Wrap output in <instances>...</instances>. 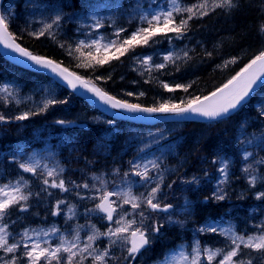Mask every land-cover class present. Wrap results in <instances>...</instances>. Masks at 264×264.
<instances>
[{"label":"snow or ice","instance_id":"6c2138e0","mask_svg":"<svg viewBox=\"0 0 264 264\" xmlns=\"http://www.w3.org/2000/svg\"><path fill=\"white\" fill-rule=\"evenodd\" d=\"M117 9L119 4L114 5ZM238 7V0H196L195 3L187 5L184 0H168V7H161L158 11L149 13H141L138 15L140 25L128 36H123L122 33H126L127 29L120 27L114 31L116 39H106L102 35H99L98 30L105 26L104 18L98 15H90L89 18L93 21L92 24L87 27L97 30V36L91 37L89 40H81L75 45V52L79 53L78 60L80 63L78 67L95 68L96 66H103L111 59H119L120 56L126 54L134 45H148L149 41L157 32H175L176 39H181L185 36L189 30V21L193 19H201L210 13H215L217 9L222 10L226 14ZM87 11V6L86 9ZM177 17L179 19L177 20ZM13 15L8 14L6 11L0 14V45L4 49L10 50L16 53L19 57L30 61L33 66H37L42 70H47L53 77L59 78L73 93L79 89H84L87 93H91L102 104L108 105L112 109L123 110L130 114H164L173 115L177 117H185L187 114L193 116L203 117L211 121H217L229 116L232 112L237 110L255 91V88L264 86V50L260 51L254 58H252L243 68L240 69L227 83L222 87L217 88L211 92L210 95L204 96L202 99L200 96H196L189 99L186 103L181 101L180 104L169 103L164 101L159 103L157 107H142L138 103H128L122 99H118L113 95L108 94L102 90L96 84L91 83L89 80L82 78L80 75L69 71L67 67H62L61 64L54 62L52 59L45 58L40 55H34L32 52L21 47L16 41V35L10 30L11 21ZM63 20V14L60 10H54L53 15L49 20L41 21L42 27L37 32H30L29 35H33L36 38L49 35L50 38H55L52 32L53 28L59 29ZM147 25V27L143 25ZM261 34H264V24L260 26ZM63 47V45H61ZM95 49L97 55L93 54L92 49ZM115 49V53L109 55L112 49ZM84 49H88L84 52ZM103 52V55H99ZM68 54H73L72 46L68 48ZM185 52V57H187ZM209 55H211L209 53ZM171 55L164 57L165 62L170 60ZM151 57H146L142 64L146 71H151L150 61ZM94 62V63H93ZM227 63H235V58ZM226 66V65H225ZM157 69H162L165 64L155 65ZM97 79H105L104 77H97ZM111 79V76L107 77ZM146 83L148 81H145ZM59 86V84H57ZM164 89L172 91L167 83L163 84ZM177 88H183L185 92L191 87V84L176 85ZM0 93H4L5 104H7L8 97L19 101V99L12 93L10 88L5 85L0 87ZM125 95L131 96L133 93L128 92ZM139 95L143 96L144 93ZM57 103H67L66 100H57L54 96L49 99L43 100V105L39 109V112H24L16 115L14 119L16 121H24L29 118L30 115H38L47 111V109ZM259 115L264 118V106L259 110ZM0 122H7L5 116L0 115ZM58 124H65V121L58 120ZM109 125L112 121H107ZM243 127V126H242ZM244 133H241L243 136ZM242 144L255 145L264 148V132L259 136L253 134L250 139L241 140ZM252 156V153L246 149L243 152V159L248 160ZM216 161H213L215 163ZM19 168L24 173H32L37 175L38 173L43 176V185L45 187L41 191H48V189H59L63 193L69 192L71 189L68 187V183L62 178V174L65 171L63 167L57 162L54 166L49 167L47 163H42L41 159L29 156L28 160L18 162ZM135 171L133 175L140 177L143 181V187L145 192L135 194L132 190L133 182L125 181L128 184L127 188H120L119 185L116 189L109 190L107 188V181L104 179L103 174L100 176L94 175L91 179L93 183H84L82 185L76 184L72 181L71 184L74 188H84L94 190L98 195H92L87 198L98 201L94 208H90L85 213L87 217L89 214L102 213L103 215L99 219H106L109 225L106 226V230L101 232L95 224L77 225L70 233H61L56 227L49 229H27L25 228L20 234V239H15L12 233L9 231V224L6 222L11 216V210L16 209L19 212H26L29 207V199L32 196L31 191L25 192V188H28L29 181L24 179L23 176L19 177L15 182L9 181L8 183L0 185V251L4 253V256H0V264H22L21 256L26 258L27 264H85V261H90V264H119L120 260L132 264L138 255L142 254V250H147V246H150L153 242L151 233H159L160 225L153 224L151 226L146 224V221L150 219V215L145 209H151L155 212H169V209L173 208L172 204L161 205L158 198L160 193V184L163 182V175H160L159 180L156 181L155 186L150 187L153 178L150 176V169L147 165L141 167L140 164L130 161ZM151 169L158 170L159 164L156 161H150ZM258 164H264V158L257 161ZM220 173L224 177L221 183L227 180L228 176V163L221 161ZM118 171V170H117ZM242 171L248 174L247 183L251 187H255L258 182L264 183V176L256 174L252 165H246ZM129 173L125 172L124 176L127 178ZM59 177V179H57ZM187 183H198V180L193 177L191 181ZM150 187V190H147ZM172 187L171 184L168 185ZM119 189V190H117ZM51 196L52 193L48 192ZM80 199H85V196L79 192L76 193ZM115 197L116 199H112ZM213 199L220 201L225 199L223 190L217 188V191L213 193ZM255 198L257 200L264 199V191H258ZM207 200V198H206ZM65 200L60 199L57 201L52 211V215L56 216L60 212V205L65 204ZM188 201L185 202V207L182 211L188 210ZM124 205L130 206L132 209L129 212ZM74 205L67 206V213H65L66 221L71 220L76 215L74 211ZM139 217L137 221L136 217ZM13 223H15L13 221ZM169 223L183 224L182 221H173L169 217ZM257 231L254 233H240L229 222L226 227H222L219 224H206L205 226L197 229L200 233L212 232L224 238V247H209L201 246V242L198 239H194L191 244V252L186 253L184 245L178 246L180 249L178 253L172 252L164 254L163 260H158L157 264H253L255 258L249 255V259H243L245 253L243 249H251L252 251L261 253L260 259L264 260V220H261L258 224L253 226ZM88 229L86 232V239L81 238V232ZM29 231L33 235H29ZM71 236V239L68 238ZM53 237H57L59 243L55 247L51 246ZM101 237L107 239V244L100 248L96 241ZM31 241V243H29ZM114 247H120L127 255L123 257H115L113 252ZM23 249L22 253L20 252ZM20 253V255H18ZM11 254V255H9ZM5 257H8L5 259Z\"/></svg>","mask_w":264,"mask_h":264},{"label":"rangeland","instance_id":"374dc122","mask_svg":"<svg viewBox=\"0 0 264 264\" xmlns=\"http://www.w3.org/2000/svg\"><path fill=\"white\" fill-rule=\"evenodd\" d=\"M139 3H140L139 4L140 8H139L138 14L158 11L161 7H164V8L168 7V0H140ZM80 6H81L80 10H78L77 12L72 14L70 17H68L67 20H64V18L62 20V24L63 23L71 24L75 30L74 32L79 33L80 37L79 38L77 37L78 39L76 38L77 43L81 40H89V42H91V37L97 36V30L87 27V25L93 23V21L89 18V16L93 14L104 18L105 26L99 29L98 32H99V35H102L106 39H116V37L114 36V31L116 28L123 27L129 30L131 28H137V25L138 26L140 25L139 18L135 17L134 11L127 12L126 10H123V11L118 10L116 14L113 15V12H110L107 6L99 5L96 8H92V4L90 3V1L81 2ZM86 6H87V11L85 10ZM12 9L16 11V8H14V6H11L9 4V1H7L3 7V12L6 11L8 12V14L9 13L13 14ZM20 10L24 13L25 18H26V25L31 32L39 31L40 28L42 27L41 21L49 20L51 15H53L54 10H60L63 14V17L65 15L60 5L56 3L55 1H51L50 3H48V2H40L39 0H24L23 8L21 9L19 8V11ZM60 29L61 27L59 29L55 27L53 28L52 32L54 33V36H58L59 33H61ZM71 39L72 41H75V37ZM184 40L186 41L182 42V44H179L178 41H175L174 39L171 38L168 40V44L163 49H156L155 51H152V52L142 53L137 56H134L133 59L132 58L129 59L130 61L128 62V65L126 67L127 72L129 73L130 71H132V73L137 75L139 79H146V78L150 79L151 74L157 69L155 65L163 63L166 66L173 59L179 56L181 57L185 55V52H187L188 54L189 52L192 51L190 50V47H188L189 43H191V38L189 39L185 38ZM76 41L74 42L73 45L76 44ZM197 45H200V44H197ZM141 48H144V47H139V49ZM83 51L86 52L87 50H83ZM92 51L94 55H97L94 48L92 49ZM77 54L79 55V53ZM167 55H171L172 58L168 60L167 62H165L164 57ZM146 57L152 58L150 61V67H151L150 72L146 71L145 67L142 64V61ZM239 70L240 69H238V71ZM102 77L107 79L108 76L106 74V75H103ZM123 80H125L127 84L130 86L134 84L130 82L127 78H123ZM7 86L10 88L12 93L19 99V101H21L18 103L17 100L13 99V97H8V101H11L9 103H12L16 111L17 109H19L15 113L22 114L24 112H27L28 111L27 108L22 107V105H28L30 107L32 103L33 95L28 93L27 90H25L23 87L15 88L12 85H7ZM38 92L40 94V100L33 109H38L39 107L41 108L43 105L44 99H49V98H52L53 96L55 98H58L60 95L64 94V90L60 88V86H57L55 82L53 81L43 83V85L39 87ZM0 96H5V94L0 93ZM9 103L7 105H9ZM251 105L252 107L253 106L257 107V109L259 110L262 106H264V88L255 95L254 101L251 103ZM5 109L6 111L8 110L7 106ZM83 113H88V111L87 110L79 111L78 112L79 116H75L71 119L68 118L65 120L66 122L65 124H59V125H62L64 127H72L75 125L79 126V125L85 124L83 122H79L82 119L81 121L90 120L91 124H98L104 127L108 126L107 121L109 120L106 119L105 117H102L100 114H96L95 116L91 118H84L83 120L81 116ZM59 118L60 117H58V120H62ZM258 120L255 119V121H258ZM12 121H14V119H12ZM249 122L251 123V118ZM0 123L4 125V122H0ZM176 127L177 126H173L170 124H164L157 131L148 129L145 131H135L134 133V137H142L140 140L144 142V146L142 147L143 148L142 154L149 153V154H146V156L142 155L143 163L141 164V167H143L144 165H147L150 169L151 168V164L149 163L150 161H156L159 164L158 170L152 171L150 169L149 174L153 178L152 182L158 181L160 177L159 174H156L155 171L162 172L161 175H163V180L168 179L169 177H173L174 175L175 171H173L172 168L170 167L168 168L163 163V161L167 158H173L174 160L179 161V156L181 155V153L175 152L174 148L170 150L165 149V145L163 144V141L166 140V136H168L169 133L173 132L176 129ZM262 132H264L263 125H261L260 129L257 130L254 134L259 136ZM21 137L23 136L21 135L20 138ZM57 137L60 138L61 136L57 134ZM251 137L252 135H250L248 139H250ZM148 138H150V140H148ZM22 140L24 142H27V141L32 142L30 139H27V140L22 139ZM32 140L34 142H39L38 138H33ZM48 141L49 139H45V143H47ZM63 141L64 143L67 142L68 145H70L69 141H66V140H63ZM234 141L238 142V146H236V148L240 149L241 145L242 146L245 145L240 142L241 140H234ZM58 143L60 144V146L57 149L53 148L54 146L51 147V149L54 150L53 153L50 154V152H47L42 155H39L36 158L41 159L42 163H47L49 167L54 166L58 162L59 165L65 169V171L62 174V178L67 182L69 181V178L71 177L66 174L67 168L70 166V164L68 163V165H66L65 163H66V160L69 159L71 155H70V152L65 153L62 151L61 143L63 144V142L60 141ZM247 146L251 147V145H247ZM243 147H246V146H243ZM255 147H256L255 148L256 150L262 151L261 154L258 156V158L253 157L252 150H248L249 152L252 153V156L249 157L248 161L242 158L241 164H237L235 166L237 168V170L235 171L239 174V176L244 181L246 192L250 191V193L245 197L244 196L228 197L226 195L225 191L226 189H230L228 188V185L230 184L229 182L231 181V179H232V184L236 180L233 187H235L237 183L240 181L239 180L240 178L238 179L231 178V175H232L231 168L232 167H228L227 180L224 183H221L220 181L224 180V177L220 173L218 183L215 185L212 184L214 188L213 193L217 191V188H220L223 190V193L225 194V199L217 201L212 198L213 193L211 194L212 208L216 210V215L213 219H211L210 218L211 216L209 214H206L203 222L200 224H197L196 230L209 223L219 224L222 227H226L228 223L230 222L235 227V229L240 233L247 232L251 234L257 231L253 226L255 224H258L261 220H264V199L257 200L255 196L258 191H264V183L258 182L255 187L249 186V184L247 183V179L249 178L248 174L242 171V169L246 165H252V167L256 171V174L260 176H264L262 172V170H264V164L257 163L258 160H260L261 158H264V151L257 149V148H260L259 146H255ZM105 153H106L105 151H102V154L95 155L93 158L91 156H83L84 162L83 160H81V162L79 163L77 167L78 180L76 181V184L82 185L84 183H89L91 185L93 183L91 181V175L93 171H97L99 168H101V169H104L105 171L110 170V172H107L106 174L103 175L104 179L107 181V186L109 185V183L111 182V177H112V173L114 172V169L120 168V166L122 165L121 164L122 158L119 154L108 156ZM34 155L36 154L28 155V158L29 156L34 157ZM28 158H21V154L16 155L14 157L15 161L17 162V167L6 169L8 170V172H9V169L16 170L15 174H12L10 176V179H4V180L1 179V174H0V185L8 183L9 181L15 182L18 179L17 177L23 176L24 179L29 181V186L28 188H25V192L27 193L28 191H31L32 193V196L30 197L29 202H28L29 204L28 210L26 212H19L16 209H12L11 216L6 221L9 224V231L12 233V236L15 239L17 240L20 239L19 234L25 228L29 230L41 229V228L46 230L51 227H56L60 230L61 233L67 234V233H70L71 230L77 225H88V224H94L96 222L99 223V219L98 220L95 219L97 215L100 216L99 213L89 214L87 217L85 216V213L87 212V210L90 208H94L95 204L98 203V201L87 198L92 195H98L97 193L94 192V190L84 189L82 187L74 188L72 184L68 183V187L71 190L67 193L61 192L58 188L48 189V191H41V189L45 187V185H43L42 183V179L44 177L41 176L39 173L37 175H33L32 173H24L19 168L18 162L26 161L28 160ZM185 158L187 159L186 156ZM213 161H216L215 166L218 167V170L222 166L221 161H225L227 163L229 162L227 159L222 158V157L215 158L213 159ZM231 164L234 165L233 163ZM257 166L260 168H257ZM233 169L234 168H232V170ZM134 171H135L134 168H132V171H130L131 179H132V173ZM84 172H87V173L84 174ZM1 173L3 174V170L1 171ZM81 178L83 179L81 180ZM133 178H137V180L133 181V184H132L133 192L135 194H139L140 192H145L146 189L145 187L142 186L144 182L140 180V177L133 175ZM188 178L190 181L192 180L191 176H188ZM57 179H59V177ZM196 184L199 185L200 184L199 181L198 183H193L192 189H194V186ZM118 185L120 186V188L128 187V184L126 182L120 183ZM114 189H116V187ZM147 190H150V187ZM48 192H51L52 195L49 196ZM77 192L85 196V199H80L79 196L76 195ZM158 197H159V193H158ZM182 198H183L182 204H185L186 201L192 204L187 214L185 215L186 219H185V223H183V226H186V225H190L192 223V220L195 217L194 204L196 203V199H198L197 201L198 203H200V206H201L202 204L207 205L208 201H206V198L208 199V197H182ZM60 199L65 200L66 203L63 205H60L61 210L59 214L56 216H53L51 213L54 210V206L56 205L57 201ZM113 199H116V198L113 197ZM68 205L75 206L74 211L76 215L74 216L73 219L66 221L65 213H67ZM38 208H40L41 211ZM124 208H126L129 212L132 211V209L128 205H124ZM31 209L37 212L34 213L31 211ZM180 209H183V208L180 207ZM180 209H178L177 212ZM163 216L164 215H161V217H158L155 221L156 222L155 224L160 225V226L166 225L168 227V230L172 231V236L174 238L175 243L170 248L166 249V251H164L162 255L157 256L154 259H149L150 254H152L151 252H149L150 250L149 249L145 254H142L140 257H138L135 260L134 264H157L158 260H163L165 253H168L169 255H171L173 251L178 253L180 250L178 246L180 245H184L185 247L183 250L186 253H190L191 244L194 239H198L201 242L202 247L203 246L224 247V244H225L224 238L217 235L216 233H212V232L200 233L198 231H195L191 226L190 227L186 226V228L184 229V231H186L187 233H184L179 228L177 230H173L174 228H172V225L174 223H169V217H171L172 219V216H166V217H163ZM28 217H30L32 220L30 219L31 221L28 220L25 222V219ZM90 219H92L91 222H90ZM136 219L137 221H139L138 216L136 217ZM13 221L15 223H13ZM17 223H20V226L17 230H14L12 227ZM100 224L103 227L102 232L105 231L106 226H108L105 222V219L104 220L100 219ZM87 231L88 229H85L84 231L81 232L82 240L86 239ZM197 232L199 233V237L197 236ZM163 234H166V233L163 232ZM175 234L176 236H174ZM29 235H33V233L29 231ZM152 236H153V242H152V245H153L155 242L159 240L160 236L155 237L154 234ZM68 238L71 239V236H68ZM101 238H102L101 243H102V248H103L107 244L108 241L104 237H101ZM29 243H31V241H29ZM57 243H59L58 238L53 237L51 241V246L55 247ZM22 251L23 249L21 248L20 252L22 253ZM113 252L115 254V257H123L127 255V253L124 252L120 247H114ZM147 253H149V255ZM243 253H245V255L243 256V259L245 260L249 259L248 254H250L251 257L255 258L253 260V264H264V260L260 259L261 253L252 251L251 249H243ZM18 255H20V253H18ZM0 256H4V253L2 251H0ZM7 258L8 257H5V259ZM21 262L22 264H27L26 258L21 256ZM87 263L90 264V261L88 262L85 261V264ZM53 264H55V262H53ZM113 264H116V262L114 261ZM119 264H128V262L123 261L121 259ZM205 264H207L206 261H205Z\"/></svg>","mask_w":264,"mask_h":264},{"label":"bare ground","instance_id":"6f19581e","mask_svg":"<svg viewBox=\"0 0 264 264\" xmlns=\"http://www.w3.org/2000/svg\"><path fill=\"white\" fill-rule=\"evenodd\" d=\"M85 1H90V3L92 4V8H96L99 5L105 4L104 0H95V1L85 0ZM139 1L135 0L133 2V7L135 9L132 8V0H121V1L120 0H109V3H106V6L110 10V12H113V15H115L118 10L120 11L126 10L127 12L130 10L131 12L134 11L135 17L138 18V15H139L138 13H139V8H140ZM46 2L50 3L51 1L46 0ZM195 2L196 0H184V3L187 5H191ZM58 4L62 8V10L68 12L66 8H68L69 5H64L63 3H59V2ZM116 4L120 5L118 9L114 7V5ZM13 6L14 8H16V11L12 9L13 18L11 21V29L15 31V33L14 32L13 33L16 36L20 37L23 40L24 44L27 46L32 47V45H34V42H36L35 40H39V41H42V46L44 45L45 48L41 52L40 51L33 52L28 47H25L23 44H21L19 41L16 40V42L19 43L21 47L26 48V50L32 52L34 55H40L45 58L52 59L54 62L61 64L62 67H67L69 71H72L75 74H77L75 72L76 69H79V70L85 69V67L82 68V67L77 66V64L80 63V60L77 59L79 55L75 52L74 46L77 44L76 38L77 37L79 38L80 35L79 33L74 32L75 30L71 24L63 23L60 29L61 33H59L58 36H55V38H50L48 35L36 38L33 35H29L31 31L27 29L28 27L26 25V18H25L24 13L21 10L19 11V8L16 6L15 3L13 4ZM1 10L2 11H0V14L5 13V11L3 12V8H1ZM68 13L73 14L74 11H71ZM69 14L64 15L63 17L64 20H67L68 17H70ZM210 14L220 16L221 14H223V11L220 9H217L215 13H210ZM210 14L207 16H204L201 19H193L189 21V25L200 24L203 32L207 34L206 35L207 39L209 38L208 33L210 35H212L213 33L210 29L211 24L209 27L207 25L208 23H206L209 20H212V17L210 16ZM178 19L179 17H177V20ZM14 26H17V27L14 28ZM132 32H134V30L132 29L127 30L126 33H122V37L130 35ZM171 36L172 35L170 34L168 37H171ZM74 37L76 41L75 45H73L75 41H72L71 39ZM184 37H186L187 39L191 38V43H189L188 47H190V50L192 51L188 53L187 57L183 55L181 57L179 56L175 58V61H173L172 64L179 63L181 65H188L189 61H191L192 59V56L196 53L195 50L198 48L196 45L201 44L200 39L194 36L193 34L191 35L189 33L188 34L186 33ZM162 39L163 38H159L157 40L154 39L157 42L149 41L148 46L143 45L142 47L144 48H141V49H149L155 46L158 47L159 49H163L166 46V44H168V41L162 42ZM185 41L186 40H184L183 42ZM61 45H63V47H61ZM70 45L72 46V49H73L72 55L68 54V48ZM103 54H104L103 52L100 53V55H103ZM139 54H142L141 51H135L132 54V59L134 56H137ZM108 65L110 64L107 63L103 66H96L94 70L101 71L100 74L105 73L104 70H106L107 74L111 75V73L115 72V70L114 69L112 70V68L109 67ZM46 71L47 70H42L36 66H33L30 61H27L24 58L19 57L18 55L14 57V56L6 55L4 52L0 51V87L5 86V85L17 84V86L23 87L25 90H27L28 93L32 94L33 96H32L31 106L29 107L28 105H22V107L27 108L28 110L27 112H39L40 107L38 109H33V108L37 105V103L40 100V94L38 92L39 87L43 85L45 79L51 76V74ZM129 73L128 72L124 73L123 78H127L130 82L135 83V84H132V86L130 87H124V88L123 87L121 88L120 86V89L118 90L119 93L122 96L128 98L129 100H132V103H138L142 107H147L144 104H141L140 100H138L139 98H143L142 99L143 101L146 98V95L142 90L138 89L137 84L141 80L143 82L145 81L150 82V79L146 78V79L140 80L138 76L135 75L134 73H132L131 76H130L131 73L130 74ZM170 73L173 74L172 70L170 71ZM236 73H237L236 71L235 72L233 71L232 73L227 74V78L223 81L222 85L218 86L217 88L222 87L223 84L227 83V81L231 79L232 76H234ZM217 88L215 87L213 91H215ZM130 91L133 93L132 96L125 95L126 92H130ZM211 92H207L206 95H210ZM140 93H144V95L141 96L139 95ZM2 97L4 96H0V115L8 116V110L6 111L5 108L7 104L11 101L5 104L4 99ZM56 99L66 100L67 103H63V104L57 103V104L50 106L48 109L52 110V113L49 116H45L42 113H40L38 115H30L27 120L16 121L14 117L16 115H19L20 113H15L13 117H11L14 119L12 123L13 125L12 130L11 132L8 131L4 135H2V131L4 130L3 125L2 123H0V141H2L3 139L6 142H11L12 139L13 141H15L21 135L32 134L35 131V129L38 126H41L42 124H45L46 131H49V132L54 131L55 129L58 128V125H59L56 123V121H58V118L57 120L53 122L46 123L47 119L53 118L54 116H58L60 117L59 119H62L63 121H65L68 118L71 119L75 116H79L78 114L79 111H85V110L88 111V113H83L81 115L83 120L84 118H91L95 116L96 114H100L102 117H105L108 120L115 121L116 124H111V125L108 124L109 126L105 127L104 129L105 131L103 132L104 137H100L99 139L97 138L96 140L95 139L91 140L93 141V144H92L93 148L92 147L91 148L94 152L90 153L87 156H91L93 158L95 155L102 154V151H105L106 152L105 154H107L108 156L115 155V154H119L121 156L122 165L120 166V168L114 169V172L112 173V177H111V182L109 183V185L111 186L115 184L112 188L116 187L117 182L122 174L124 176L125 172L129 173L130 171H132L133 166L132 164L129 163L130 161H134L135 163H138L140 165L143 163L142 158L136 155L131 157V155L127 154V145L130 144L131 141L127 140L125 142L124 141L125 138L127 136L134 134L135 131H145L147 129H153L157 131L163 125L160 123H157L156 125H153V126L148 125L145 122V119L144 120L138 119V114H136V116L135 114H132V117H131V116L125 115L123 112L118 111L117 109L110 108L108 105H105V106L104 105H100V106L94 105L92 107L90 106V104H83V103L80 104L75 98H72V96L69 97L66 94L60 95ZM164 101H168L169 103L179 104L178 103L179 101H170L168 98L165 100L158 99V102L155 103L156 107L159 105V103H163ZM248 102L250 103L251 100H248ZM73 103L75 105H73ZM245 106L247 105H244L243 108ZM245 108L243 109L244 112L227 116L225 120L222 122L223 124L221 123L222 125L220 124L217 126L200 125V126H193V127H191L190 125L185 130H184V127L186 125V122L189 121V119H185V117L173 116L170 114L169 115L157 114V117L161 119L164 123L177 126L176 129L173 132L169 133L168 136L166 137L167 138H169L170 136L178 137V136L183 135L184 139L183 140L180 139V142L183 145H185L184 147H182V149L187 150V151H184L187 153H181V155L179 156V161L174 160L172 158H167L163 161V163L168 168L170 167L172 168L173 171H175L173 177H171L172 179L177 180L183 184L186 183V186L188 188V194L183 191L177 192L176 190H171L170 192L171 194L164 195L163 197H208V196H205L206 194L205 191L203 192L200 191V189L198 188V184H196L194 186V189H192L193 183H187V181H190L188 176H191V178L195 177L199 181V183L209 180L210 183L209 185H207L206 189L209 190V193H210L207 195L211 196V194L214 191L212 184L213 185L217 184L219 177H220V171L218 170V167L214 166L215 163H213L212 159H215L218 157L227 159L229 161L228 167L234 168L233 170L231 168V171H232L231 178H235V179L240 178L239 179L240 181L237 183L235 187L233 186L236 180L232 184V179H231V181L229 182L230 184L228 185V188L230 189H226L225 191L226 195L228 197H242V196L245 197L250 193V191L246 192L243 179L235 171L237 170L235 166L237 164H241V161L243 158V151L240 150L239 148H236V146H238V142L230 139L229 137L231 134H235L236 130L240 131L239 133L243 132L244 133L243 136H246V137L253 135L257 130L260 129L261 125L264 126V118L260 117L259 109H257L256 114L253 113V108H257V107H253L249 110ZM18 110L19 109H17V111ZM250 118H251V123L249 122ZM255 119L257 120L259 119V120L254 121ZM81 120L79 122H83L85 123V125L89 124L90 122V120H84V121H81ZM226 125H229V126H226ZM24 126L27 131L26 133H24L23 131ZM76 127H80V125ZM190 128H196V129L192 131L190 130ZM107 138L111 140L107 144L111 145L113 141H115L116 144L112 145L113 149L111 151H107L104 149L100 151L101 148L97 145V143H105L104 140ZM38 139H39L40 145L45 144L46 136L38 138ZM69 141L71 142V140ZM0 143L4 144L6 148L8 149L6 151V149L0 145V148L2 149V151L0 152V167L1 168H16L17 162L14 159L15 155L9 152L10 148L8 147V145H6L3 142H0ZM123 143H125L124 146H123ZM135 143L136 141H132L130 146L132 147ZM227 143H231V145L230 144L227 145ZM61 146H62L63 152L69 153L71 151L70 149L71 144L68 145L67 142L66 143L63 142V144L61 143ZM174 146H176L177 149L181 150L177 144ZM123 149L125 152L123 151ZM165 149L170 150L171 148H165ZM185 156L187 157L188 160L185 158ZM228 156H234L236 157V160H229L227 158ZM81 160H83V156L81 157ZM231 163H233L234 165H232ZM257 168H260V167L257 166ZM15 172H16L15 169H9L10 175L15 174ZM107 172H110V170L105 171L104 169L99 168L97 171H93L91 178L94 175L100 176L101 174L104 175ZM155 172L156 174H159V176L162 174L161 171L160 172L155 171ZM262 172L264 174V170H262ZM85 173L87 172H84V174ZM124 178L126 179V181H128L125 176ZM82 179L83 178H81V180ZM155 182L156 181H153L151 185L155 186L154 184ZM168 185L169 183H166V186ZM198 205L202 213L206 214L209 212L207 207H204L202 205L200 206V203H198Z\"/></svg>","mask_w":264,"mask_h":264},{"label":"trees","instance_id":"16d2710c","mask_svg":"<svg viewBox=\"0 0 264 264\" xmlns=\"http://www.w3.org/2000/svg\"><path fill=\"white\" fill-rule=\"evenodd\" d=\"M55 1L56 3H63L64 5H69L66 10L68 12L76 11L80 8V3L84 0H50ZM95 1V0H93ZM121 1V0H120ZM104 3H109V0H104ZM16 6L19 8V3H15ZM66 12L67 14H69ZM212 20H209L207 25L210 27L211 24V31L213 32L212 35L208 33L209 38L207 39L206 35L200 24L190 25L189 30L186 32L187 34H193L194 36L200 39L201 44L196 45L198 48L195 50L196 53L192 56L191 61H189L188 65H181L179 63H175L170 67H166L159 72V75L152 77L151 79H156V82H142L140 81L137 84L138 89L142 90L146 98L142 101L143 98H139L141 104L145 106H153L156 107V102L158 99L165 100L169 99L170 101H180L187 102L189 99H192L196 96H200L201 98L204 97L207 92H211L217 88L218 86L222 85L223 81L227 78V74L232 73L233 71L237 72L239 68L247 64L252 58L255 57L260 51L264 50V34L260 32V26L264 24V0H238V7L233 9L231 13L226 14L223 12L220 16L211 15ZM214 19V21H213ZM17 26H14V28ZM28 29V28H27ZM12 32L15 33L12 29ZM175 32H157L154 39L163 38ZM203 37V38H202ZM16 40L23 44L25 47H28L33 52H41L45 47L42 46V41L35 40L34 45L32 47L27 46L24 44L23 40L16 36ZM155 41V40H154ZM47 42V41H46ZM143 44L134 45L125 55L120 56L119 59H111L108 65L109 67L114 69L115 72L111 73V79H97V77H102L106 75L105 73L100 74L101 71L94 70L93 68H85V69H76L75 72L84 77L85 79L95 82L99 85V87L106 91L109 94L114 95L117 98L124 99L122 95L119 93L120 86L123 87H130L125 80H123V74L127 73V63L130 56L135 52L139 51V47H142ZM146 46V45H145ZM148 46V45H147ZM198 51V52H197ZM115 53L119 55L115 51L110 53L109 55ZM209 53L211 55H209ZM235 58V63H227ZM226 65V66H225ZM83 68V67H82ZM172 70L173 74L170 73ZM84 71V72H83ZM169 71V72H168ZM168 72V73H167ZM130 74V73H129ZM109 74H107L108 76ZM132 74H130L131 76ZM109 77V76H108ZM121 78V79H120ZM167 83L172 91L164 90L163 82ZM117 83V84H116ZM137 83V82H136ZM135 84V83H134ZM191 84V87L188 88V91L185 92L183 88H177L176 85H184L187 86ZM148 99V100H147ZM127 101L132 103V100L126 99ZM147 100V101H146ZM146 101V102H145ZM79 103H83L82 101H78ZM84 104V103H83ZM175 104V103H174ZM73 105H75L73 103ZM246 107V108H245ZM244 108L249 110L253 107H249V105L245 106ZM11 106L8 109V117L7 119H13L14 112L10 110ZM243 108V109H244ZM51 112V111H50ZM47 111V115L50 114ZM52 113V112H51ZM240 113V112H239ZM253 113L256 114V110L253 108ZM44 114V113H42ZM57 114V113H55ZM238 114V113H237ZM7 116V115H4ZM224 120L218 121L217 123H210V124H203V123H195V122H186L184 130L191 125L193 126H200V125H209V126H217L222 125ZM222 123V124H221ZM13 126V125H12ZM12 126L7 127L9 132L12 130ZM229 126V125H226ZM45 129V125L38 126L35 131L32 133L35 138H41L46 136V139L49 141L41 147L39 142L30 144L32 147L40 148L43 150L46 148H58L60 144L55 141L57 137L58 128L52 132L46 131L42 133V130ZM105 127H91L88 126L87 128L82 127H72L66 130L65 135H60L64 139L71 140V150H72V160L73 161H80L82 156H87L93 152L92 144L93 139H99L100 137H104L103 132ZM196 128H190V130H195ZM240 129V128H239ZM184 132V131H183ZM182 132V133H183ZM235 134L230 135V139L235 140L239 137L238 130L235 131ZM29 134V137H32ZM39 134V135H38ZM54 134V135H53ZM194 135V134H193ZM39 136V137H38ZM198 136V135H196ZM122 137V136H121ZM120 137V138H121ZM131 138L128 136L124 141L126 142L127 139ZM176 138V139H175ZM180 139H184L183 135L178 137H169V141L171 144L169 145L170 148L173 147L175 149L178 145L180 148L184 147L180 142ZM13 141V139H12ZM11 142H4L8 145L9 152L13 153L16 144ZM105 143H97V145L101 148L100 151L107 150L111 151L113 147L107 143L111 140L108 138L104 140ZM61 142H64L63 140ZM122 143V142H121ZM2 144V143H1ZM116 143H113V145ZM230 143H227L229 145ZM125 143H123V146ZM2 146H5L2 144ZM92 147V148H91ZM112 148V149H111ZM62 149V148H61ZM8 149H6L7 151ZM2 149L0 148V152ZM181 151V150H179ZM178 151V152H179ZM187 151V150H186ZM187 153V152H184ZM76 157H78L76 159ZM77 168V166L75 167ZM168 189V188H167ZM167 191V190H166ZM171 200V199H170ZM164 202L161 201V204Z\"/></svg>","mask_w":264,"mask_h":264},{"label":"water","instance_id":"95a60500","mask_svg":"<svg viewBox=\"0 0 264 264\" xmlns=\"http://www.w3.org/2000/svg\"><path fill=\"white\" fill-rule=\"evenodd\" d=\"M3 0H0V6L2 4ZM0 51L4 52L6 55H10V56H16L17 54L16 53H13L11 52L10 50H7V49H4L2 45H0ZM37 67V66H36ZM48 72V71H46ZM49 73V72H48ZM56 78V77H55ZM58 81H59V78H56ZM61 83H63L62 81H59ZM64 84V83H63ZM259 87V85L255 88V90ZM71 90V89H70ZM76 94L80 95V96H83L85 97L89 103L93 104V105H97V106H100V105H104L105 104H102L98 99H96V97L92 96L91 93H87L84 89H79L77 92H75ZM118 110V109H117ZM118 111H121L123 112L125 115H128V116H131L132 117V114L130 113H126L124 112L123 110H118ZM136 116V114H135ZM177 118V117H176ZM138 119L140 120H144L145 119V122L147 124H153L157 121H161V119H159L157 117V114L155 115H147V114H138ZM185 119H198V120H208L206 118H203V117H198V116H193L192 114H187L186 118Z\"/></svg>","mask_w":264,"mask_h":264}]
</instances>
